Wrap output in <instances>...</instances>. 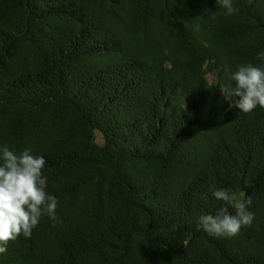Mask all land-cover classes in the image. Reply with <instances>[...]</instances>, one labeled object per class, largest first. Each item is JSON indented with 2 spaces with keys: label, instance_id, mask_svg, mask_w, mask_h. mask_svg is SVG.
<instances>
[{
  "label": "trees",
  "instance_id": "1",
  "mask_svg": "<svg viewBox=\"0 0 264 264\" xmlns=\"http://www.w3.org/2000/svg\"><path fill=\"white\" fill-rule=\"evenodd\" d=\"M233 4L0 0V144L60 201L0 264H264V109L220 89L262 66L264 0ZM210 188L245 192L251 227L199 230Z\"/></svg>",
  "mask_w": 264,
  "mask_h": 264
},
{
  "label": "clouds",
  "instance_id": "2",
  "mask_svg": "<svg viewBox=\"0 0 264 264\" xmlns=\"http://www.w3.org/2000/svg\"><path fill=\"white\" fill-rule=\"evenodd\" d=\"M228 16L237 9L233 0H217ZM262 66L247 64L231 73L229 84L220 88L225 100L239 112L248 114L264 109V50L257 53ZM235 98V99H233ZM46 159L34 155L30 148L20 152L0 144V257L7 253L8 243L20 237L31 239L42 218L57 219L59 199L47 191ZM215 200L222 202L214 214H201L198 229L213 237H234L242 228L251 227L254 215L248 208L251 200L243 191L210 188ZM234 209L235 214L229 209Z\"/></svg>",
  "mask_w": 264,
  "mask_h": 264
}]
</instances>
